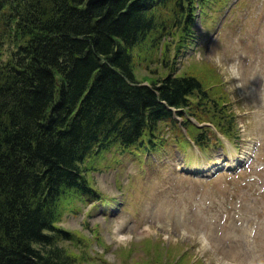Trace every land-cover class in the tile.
<instances>
[{
    "label": "trees",
    "instance_id": "16d2710c",
    "mask_svg": "<svg viewBox=\"0 0 264 264\" xmlns=\"http://www.w3.org/2000/svg\"><path fill=\"white\" fill-rule=\"evenodd\" d=\"M86 1L0 0V264H73L56 225L70 197L96 192L88 162L210 97L193 75L135 73L137 50L167 35L162 12L192 32L193 0Z\"/></svg>",
    "mask_w": 264,
    "mask_h": 264
},
{
    "label": "rangeland",
    "instance_id": "374dc122",
    "mask_svg": "<svg viewBox=\"0 0 264 264\" xmlns=\"http://www.w3.org/2000/svg\"><path fill=\"white\" fill-rule=\"evenodd\" d=\"M226 7L220 13L217 2L211 3L206 19L198 14L201 9L195 12L194 28L205 36L179 58L178 70L171 60L182 29L162 12L167 35L154 43L148 39L137 50L135 73L145 83L168 74L198 78L220 112L211 109L203 116L209 105L200 96H194L193 112L210 121L205 124L210 136L233 130L240 143H259L258 167L264 162V0H241L225 17ZM226 121L232 129L222 125ZM178 123L185 139L203 128L192 117ZM250 149L245 144L239 152ZM120 160L108 155L88 176L95 190L124 208L94 209L91 202L69 200L57 223L74 236L59 244L73 264H264V192L258 188L264 186V172L261 184L242 188L237 180L240 188L233 192L224 177L204 183L174 174V160L144 172L130 157ZM189 162L191 169L198 160Z\"/></svg>",
    "mask_w": 264,
    "mask_h": 264
},
{
    "label": "water",
    "instance_id": "95a60500",
    "mask_svg": "<svg viewBox=\"0 0 264 264\" xmlns=\"http://www.w3.org/2000/svg\"><path fill=\"white\" fill-rule=\"evenodd\" d=\"M93 1H95V0H88L87 1V5H89L91 2H93Z\"/></svg>",
    "mask_w": 264,
    "mask_h": 264
}]
</instances>
